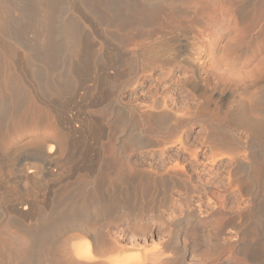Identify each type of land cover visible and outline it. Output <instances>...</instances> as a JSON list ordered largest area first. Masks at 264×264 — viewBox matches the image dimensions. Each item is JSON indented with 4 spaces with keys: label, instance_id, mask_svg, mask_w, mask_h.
I'll return each mask as SVG.
<instances>
[{
    "label": "rangeland",
    "instance_id": "obj_1",
    "mask_svg": "<svg viewBox=\"0 0 264 264\" xmlns=\"http://www.w3.org/2000/svg\"><path fill=\"white\" fill-rule=\"evenodd\" d=\"M38 1L16 0L12 11L13 24L16 28L22 26L15 36L25 48H18L17 60L5 66L8 71L18 66L29 81L40 87L39 99L27 88L26 100L18 107L13 106L19 118L10 119L12 131L7 134L0 128V224L15 218L27 227L44 228L46 223L55 222L77 208L64 204V200L71 198L78 202L86 197L107 200L115 195L120 199V195L130 193L132 203L140 171L145 176L149 173L174 180L178 175L171 168L178 165L188 175L191 184L188 189L157 183L144 195L147 201L144 213L120 220L108 218L106 224L94 218L86 225L85 232L89 228V235L82 232L81 237L93 242V234L99 237L104 234L103 243L109 240V244L124 247L118 257L128 263L132 260L131 264H264V194L248 177L249 168H238L237 160L230 154L221 151L218 152L221 155L213 157L205 154L208 146L201 143L203 138L196 141L205 133L202 122L193 121L183 127L184 132L188 131L185 146L194 148L196 157L179 145L141 147L137 141L139 132L145 138L152 135L143 126L141 115L155 95L165 98L169 108L180 115L186 112L187 105L199 112L198 106L204 100L211 102L207 113L219 109L212 92L201 98L180 86V76L187 73L190 79L194 77L185 64H173V57L194 40L205 51V68L211 80L231 88L229 107L233 105L234 109L245 103L251 116L264 121V114L254 110L264 95V0H151V11L137 13L121 10L127 0H94V3L61 0L56 7L52 61L29 28L28 18H23L29 16L30 8ZM37 10V14L41 13ZM67 20L76 24L82 42L83 48L75 58L64 44L63 26ZM22 29L24 32H20ZM142 39L148 46L160 47L163 55L156 58L158 64L155 58L151 59L152 66L148 63L138 81L131 84L116 76V70L129 66L133 56L128 58L122 52L132 55V45ZM114 44L118 47L114 48ZM225 116L219 114L220 118ZM68 118L73 121L71 127L66 124ZM1 120L0 127L4 124L0 115ZM233 132L243 140L238 156L249 167L252 153L263 148L259 141L250 145L245 129L236 127ZM19 148L24 152H15ZM49 148L60 164L59 170L55 169L50 177L37 170L31 175L36 182L41 181V186H34L27 179L18 190L12 182L14 173L22 167L28 170L30 165H41L40 157L34 153ZM259 161L264 165V153ZM239 177L245 179V189ZM28 190H33L34 197L25 200L21 193ZM25 201H31L32 207L23 210ZM49 209L57 212L45 222ZM89 216L93 218L95 213L91 211ZM3 230L0 226V236ZM74 233L60 235L59 241L68 246L69 236ZM3 241L5 244V237ZM5 248L7 251L6 245ZM6 251H0V264H10ZM70 252L67 256L56 255L51 261L45 254L46 261L40 264L86 261L73 249ZM87 263L111 264L105 258Z\"/></svg>",
    "mask_w": 264,
    "mask_h": 264
},
{
    "label": "bare ground",
    "instance_id": "obj_2",
    "mask_svg": "<svg viewBox=\"0 0 264 264\" xmlns=\"http://www.w3.org/2000/svg\"><path fill=\"white\" fill-rule=\"evenodd\" d=\"M15 1L16 0H0V115L2 119L4 117V124L0 128H2L1 130H3V133H7V134H9V131L12 129L10 119L15 118V120H17L16 118L19 116L17 109L15 110L13 106L18 107L22 102L26 100L27 88H31V91H33L35 93L34 95L39 99L37 94L39 93L38 90L40 87L36 85L35 81L34 82L33 81L31 82V80L29 81L18 66L15 65L14 67H12L11 69L12 71L11 70L8 71V67L5 66V63H9L11 61L12 63L15 62V60H17L19 56L18 48L24 47L20 42V40L17 39L18 37L15 36L16 30L19 31V28L22 27L21 26L19 28H16L17 25L15 26L13 24L12 11L14 5H16ZM90 1L91 3H94L93 2L94 0H90ZM61 2L63 1L40 0L36 4L33 2L35 4L34 6L37 8L35 7L30 8V11L28 10L30 14H28V12L25 11L29 16L23 17L25 20L28 18L27 21L29 22L28 26L29 28H31V30H33L32 32L35 34L38 42L40 41L39 43L43 45L41 47L44 48V50L46 51L47 59L49 61L53 60V55L55 51V44L53 37L56 33L55 32V23H57L55 21L56 20L55 17L57 18L56 7L58 3L60 4ZM150 4H151V0H127V4L122 5L120 7L121 10L122 8H124V10L122 11L137 13V12L151 11L152 8L149 7ZM120 7L118 9H120ZM242 8L243 7L238 9V13H240L239 10H242ZM37 9L41 11V13L37 14L36 13ZM122 11L120 12L122 13ZM243 13L244 11L241 12V14ZM70 18L71 17H69V19ZM26 25L27 24H25L24 26ZM23 30L24 29H22L20 32H22ZM63 32H64V42H65L64 44L66 45V47L68 46V51L70 52L71 56L75 58L80 54L83 48L81 39L78 35L76 24L72 21L67 20V23L63 26ZM142 41L143 39L141 40V42L140 41L138 42L137 40V42L134 43V45H132L134 50L132 55L126 51L122 52L124 55H128V58L130 56H133V58L129 61L130 63L127 68L125 69L119 68L118 70L115 69L116 76L123 78L125 82H130L131 84H135L138 81L141 73L142 72L144 73L145 70L147 69L149 61L151 62L152 61L151 59L155 58L153 60H155V63L157 62L158 64L159 60L156 61V58H159L163 55L161 53L162 51L160 50V47H156V46L151 47L148 46L147 44H144L147 41L144 42ZM34 43H36V41ZM115 47L117 48L118 46L114 44V48ZM201 48L202 46L198 43V41L194 40L193 42L189 43L188 46H185V49L182 48L183 50L181 51L179 50L180 52L173 57V64L174 63L185 64V66H188L190 72L192 73L191 74L192 77H194L193 79H190V77H187V73L184 74L186 76L184 75L180 76L179 81L181 88L183 89L185 88V90L189 88L193 93H197L198 96H201V98L206 96L207 92H212L214 97L213 99L216 100L215 104L216 106H218L219 109L217 111L215 109H212L209 113H207L206 109L211 108L210 107L211 102L208 100H204L202 106H198L199 108L202 109V110L200 109L199 112L194 111L190 107V105L189 106L187 105L188 104L187 103L185 104V106L187 105L186 112L180 115L179 112L177 111L174 112L169 108L165 98L155 95L151 99L149 98L150 99L149 103L146 106H144V108L147 109H145L143 112L144 114L141 115L143 126H145L148 129V131L152 133L153 136L150 135L147 136V138H145L144 135L141 132H139L137 141L140 145H142L141 147L160 145V144L179 145V147L186 153H189L190 156L196 157L197 151L194 148L185 146V143H187L188 131L184 132L183 127L190 126V123L193 121L202 122L203 123L202 126H204L205 133L201 134V136H198L199 138H197L196 141H200L203 138V141L201 143H205L208 146V150L205 151V154L212 157L215 155H221L220 153H218L219 151L226 154H230V156L233 159L237 160L238 168L245 170L249 168L247 171L249 175L248 177H250V179L253 181L254 186L257 189H260L264 194V165H262L261 162L259 161V157L261 156V154L264 153V121L260 120L259 118H254L253 116H251L249 113V109L247 107L248 105L245 103L241 102L237 106H234V109H231L233 105L229 107V105L232 103V97H233V93H231V88L228 87L227 85L221 87L219 83L211 80L209 73L207 72L208 70L205 68L206 54L205 51L202 50ZM44 50L43 52H45ZM40 56H43V54L42 55L40 54ZM152 63L154 64V61ZM149 64L152 66L151 63ZM162 64L167 65L168 63H162ZM170 64L172 65V63ZM68 72H70V69ZM67 75H69V73ZM169 75L171 74L169 73ZM43 80L45 81V79ZM42 83L43 81L41 82V84ZM263 101H264V95L259 99L258 105L254 109L255 112L260 111V113L258 112L259 114L262 113L264 114ZM184 103L185 101L183 102V104ZM122 109L125 110V108ZM221 113L225 114L226 116L224 118H220L219 114ZM123 117H125V114ZM0 122H2V120ZM66 124L68 125L71 124L70 127L73 126V121L71 120V118H68ZM236 127L243 128L247 131V134L249 136V143L251 142L253 144L254 141H259L258 143H260L261 144L260 146H262L263 148V150H261L260 152L252 153L251 156L252 162L251 165H249V167H245L246 166L245 161L238 156L241 148H243V140L240 136L236 135L233 132V130ZM251 143L250 145H252ZM252 146H254V144ZM17 151L18 152L20 151V153L24 152L22 148L16 149L15 152ZM34 154L35 156L40 157L38 159H40L41 165L39 166L30 165L28 170H25L22 167L21 169L17 170L16 173H14L12 182L14 183L15 187L18 190L22 188L21 184L23 180H27V179H29L34 186L36 185L38 187L41 186V181L36 182L34 177L31 175L33 172H36L37 170H41V173L45 177H50V175L53 173L55 169L59 170L60 168V164L55 161L52 155L51 148H49L48 150L47 149L36 150ZM171 170L176 175H178V178L174 180H169L163 177H153L149 173H147L145 176L140 171L135 181L136 192L132 194L133 195L132 203L130 202V199L132 198L130 193H125L120 195V199L116 198L115 195L109 197L107 200H102L98 196L95 197L91 196L92 198L86 197L85 199L79 200L78 202L70 197L71 200L68 201L64 200V204L66 206L75 205V207L77 206V208L75 210L71 209L68 215L66 214V216L62 218L60 217V219H58L55 222L46 223L44 228L27 227L25 226V224H20L18 220L15 218L9 219L5 222L3 221V223L0 224V226H3L4 228L2 233L3 236L2 235L0 236V251L5 252L6 251L5 245L7 246L8 248V250L6 251L7 259L10 264H35V263L40 264L42 263L41 261L45 260L46 257H48V259L51 261L52 259H54L56 255L67 256L71 253L70 251L72 249L73 252L80 259L86 260L85 262H81V264H91L87 262L98 260L99 258L106 259L107 256L106 254L111 252L113 249L110 251L106 249L108 246L107 244H109L108 242L109 240L108 241L105 240L106 244L103 243L104 242L103 238L105 237L102 238L101 235L103 236L104 234H99L100 237L93 234V238L92 235H90L91 236L90 238H92L93 243L95 245L94 253L91 250V244L89 240L81 237L82 232L85 233L86 235H89L88 233L90 231L89 228H88L89 231L87 233L85 232V229L87 230L86 227L87 223L90 220L97 218L101 224L103 223L106 224L108 222L105 223V221L108 218L119 219L124 216H131L132 218V216H138V214L141 211L142 213H144L146 210V209L144 210V208L147 205L146 204L147 201L145 200L144 195L147 193L148 190H150V188L153 185L155 186L157 183L160 184L161 186H166V187H179V188L188 189L189 185L191 184L187 180L188 175L186 174L184 169L182 167H178L177 165L176 167L171 168ZM123 177H125V174L123 175ZM238 181L241 184L242 189H245L243 186V185H247L245 179L239 177ZM32 191L28 190L24 193H21L23 195L22 197H24V199L25 197L27 198L34 197L33 196L34 193ZM94 194L97 195L95 192ZM26 204H28V206ZM26 204H24L23 210H27L33 205L31 201H27ZM91 211L95 213V216L93 218L89 216V212ZM54 212L57 211H55L54 209L53 210L49 209L46 212L47 217H45L46 219L44 218L43 221L48 222L49 220L48 217L50 218L51 214H53ZM147 212L149 213V211ZM34 218H33V225H34ZM40 218H43V216L42 217L40 216ZM112 220L114 221V219ZM11 227L15 229L13 230V232L10 231ZM70 231H75V233L73 234V236H69L71 237V239L69 241L68 238L69 243L67 246L65 245V243H61L59 241V237L60 235H64L65 233H69ZM4 237L6 238L5 244L3 241ZM112 244L113 243H111L110 246ZM45 254L46 257L44 258ZM129 256L127 254V258ZM66 260L67 259H65L64 261ZM116 263L129 264L128 260H125L123 258L117 260ZM111 264L114 263L111 262Z\"/></svg>",
    "mask_w": 264,
    "mask_h": 264
},
{
    "label": "crops",
    "instance_id": "obj_3",
    "mask_svg": "<svg viewBox=\"0 0 264 264\" xmlns=\"http://www.w3.org/2000/svg\"><path fill=\"white\" fill-rule=\"evenodd\" d=\"M90 244H91V250L92 252L94 253L95 251V245L92 241H89ZM111 244V243H110ZM110 244H107V248L109 251L112 250L111 252L107 253L106 255V259L109 260L110 262H113L114 264H119V263H116L117 260H120L121 258L118 257V255L124 251V247L120 246V247H117L116 245L112 244L110 246ZM105 247V246H104ZM112 247V248H111ZM93 248V249H92ZM100 259V258H99ZM102 259V258H101Z\"/></svg>",
    "mask_w": 264,
    "mask_h": 264
}]
</instances>
